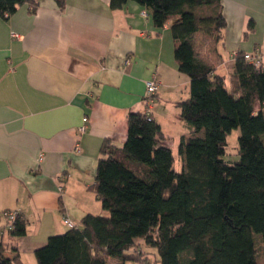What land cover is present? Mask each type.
<instances>
[{"label":"crops","instance_id":"obj_1","mask_svg":"<svg viewBox=\"0 0 264 264\" xmlns=\"http://www.w3.org/2000/svg\"><path fill=\"white\" fill-rule=\"evenodd\" d=\"M33 1L34 10L23 4L0 17V213L26 222L25 236L0 231V240L22 264H37L35 249L67 230L62 217L78 226L86 214H105L89 190L100 148L105 140L122 147L128 114L146 111L152 75L159 88L151 116L171 151L189 134L176 107L189 97V78L177 70L171 21L155 27L134 1L121 9L110 0ZM220 6V39L196 34L195 51L228 87L237 53L259 54L264 68V0Z\"/></svg>","mask_w":264,"mask_h":264},{"label":"trees","instance_id":"obj_2","mask_svg":"<svg viewBox=\"0 0 264 264\" xmlns=\"http://www.w3.org/2000/svg\"><path fill=\"white\" fill-rule=\"evenodd\" d=\"M128 1L157 28L171 21L177 70L189 78V97L176 103L189 133L177 147L180 170L151 114L129 113L124 144L103 141L89 187L105 214H86L49 236L34 251L37 264H147L146 248L156 264H264V68L237 53L227 87L197 57L194 36L216 42L226 26L220 0H110V8ZM23 4L36 5L0 0V17ZM233 130L237 160L230 161ZM6 233L26 235L20 214ZM5 250L0 240V264H22Z\"/></svg>","mask_w":264,"mask_h":264},{"label":"built area","instance_id":"obj_3","mask_svg":"<svg viewBox=\"0 0 264 264\" xmlns=\"http://www.w3.org/2000/svg\"><path fill=\"white\" fill-rule=\"evenodd\" d=\"M143 16L144 17L147 16L146 11L143 12ZM11 36L14 38L18 37V35H16L15 33H12ZM243 58L247 62L253 64L254 66L258 67L261 65V57L259 54L244 53ZM125 63H128V61L126 60ZM158 88H159V83L156 79V76L152 75V77L148 81L145 82V93H144L143 100L146 105V111H145L146 115H150L152 108L156 105L155 96L158 92ZM82 123L83 124L78 128V133L80 134L84 133L86 130V123H87L86 117L82 119ZM39 159H41V157H39ZM16 216H17V212L15 211H5V212L0 213V227L2 231L6 232L13 227V223H14ZM61 224L67 229L76 227V223L70 220L66 216L62 217Z\"/></svg>","mask_w":264,"mask_h":264},{"label":"rangeland","instance_id":"obj_4","mask_svg":"<svg viewBox=\"0 0 264 264\" xmlns=\"http://www.w3.org/2000/svg\"><path fill=\"white\" fill-rule=\"evenodd\" d=\"M239 134V130H233L230 135H228L227 137V153L231 154V156L226 157V159L230 160V161H235L237 160V156L235 155V147L237 146V136ZM172 154L174 156L175 159V169L176 170H180V161L178 159V154H177V148H173L172 150ZM66 228V227H65ZM52 236V235H51ZM146 258H145V263L147 264H156V256L155 254H153V250L146 248ZM126 264H136L133 262H127Z\"/></svg>","mask_w":264,"mask_h":264}]
</instances>
